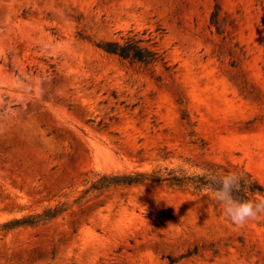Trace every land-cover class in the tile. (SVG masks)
Returning <instances> with one entry per match:
<instances>
[{
	"label": "rangeland",
	"instance_id": "374dc122",
	"mask_svg": "<svg viewBox=\"0 0 264 264\" xmlns=\"http://www.w3.org/2000/svg\"><path fill=\"white\" fill-rule=\"evenodd\" d=\"M130 29L167 70L76 37ZM184 158L264 187V0H0V223L68 207L0 232V264H264V213L236 226L164 183L83 193L91 172Z\"/></svg>",
	"mask_w": 264,
	"mask_h": 264
},
{
	"label": "trees",
	"instance_id": "16d2710c",
	"mask_svg": "<svg viewBox=\"0 0 264 264\" xmlns=\"http://www.w3.org/2000/svg\"><path fill=\"white\" fill-rule=\"evenodd\" d=\"M119 35L118 40L92 41L81 32L76 33L78 39L88 41L103 53L115 56L129 64H135L145 69L160 65L165 70L168 69L164 53L157 47L156 37L151 32L143 31L141 36H144V38H139V34L131 29ZM50 67L53 68L52 65ZM190 143L195 144V141ZM162 158L167 159V157ZM208 173L219 177L229 173V171L215 164L200 166L190 159L184 158L181 164L173 166L169 163H156L149 171L129 173L91 172L85 179L87 188L83 193L102 192L114 187H127L146 183H164L171 188L186 189L194 194L214 196L213 190L218 185L209 182L206 178ZM236 173L242 176L241 190L234 193L237 199L247 200L264 197V187L250 173L242 170ZM67 210L68 207L65 203H58L53 207L43 208L40 212L0 223V232L7 233L18 228L35 227L61 216ZM196 253L197 249L193 248L191 251L179 256V259L190 257ZM170 261L175 262V260Z\"/></svg>",
	"mask_w": 264,
	"mask_h": 264
},
{
	"label": "clouds",
	"instance_id": "9594fccd",
	"mask_svg": "<svg viewBox=\"0 0 264 264\" xmlns=\"http://www.w3.org/2000/svg\"><path fill=\"white\" fill-rule=\"evenodd\" d=\"M206 178L211 184L218 185L214 191L215 199L223 204L225 216L236 226H243L250 220L257 219L264 213V197L240 200L234 196L241 190L242 176L229 172L223 176L208 173Z\"/></svg>",
	"mask_w": 264,
	"mask_h": 264
}]
</instances>
